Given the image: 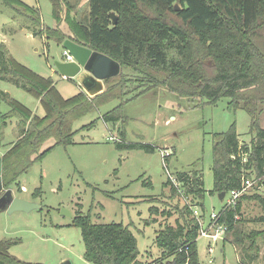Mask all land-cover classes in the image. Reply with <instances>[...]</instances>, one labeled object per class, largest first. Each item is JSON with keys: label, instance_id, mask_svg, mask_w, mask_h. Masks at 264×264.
Listing matches in <instances>:
<instances>
[{"label": "trees", "instance_id": "obj_1", "mask_svg": "<svg viewBox=\"0 0 264 264\" xmlns=\"http://www.w3.org/2000/svg\"><path fill=\"white\" fill-rule=\"evenodd\" d=\"M23 17V26L34 36L62 44L65 39L110 57L120 65L118 75L103 82L110 86L92 97L78 92L63 98L50 78H44L12 59L0 44V81L8 82L39 98L44 115L35 116L28 108L0 91V102L10 107L0 115L6 127L12 117L19 118L22 133L2 156L1 181L4 188L16 182L33 160L40 159L53 146L72 143L73 124L111 100L123 103L125 96L142 86L164 87L179 96L196 97L215 104L227 98L233 109H243L250 116L249 143H241L234 125L213 135V187L210 195L239 189L244 179L264 176V0H88V20L81 23L65 12L60 16L58 2L53 1L52 15L57 26L44 28L38 9L19 0H0ZM175 4L178 10H175ZM68 11V10H67ZM111 15L117 18L113 24ZM173 15L179 25L169 22ZM66 23L67 30L59 28ZM128 69L138 85L130 87L123 74ZM130 75V74H129ZM157 75V76H156ZM160 75V78L158 77ZM116 80V82H114ZM129 90V91H126ZM121 106L102 115L104 122L122 118ZM91 122L86 127L93 126ZM120 134L123 136L121 130ZM123 138V137H122ZM54 144L40 151L50 140ZM118 149H142L153 152L148 144L117 142ZM40 153V154H38ZM37 156L32 160V156ZM168 159V158H167ZM165 159V161H167ZM191 205L203 212L206 190L199 171L174 174ZM171 197L177 190L169 180ZM234 208L219 211L218 223L232 233L229 241L238 249L239 262L252 263L258 256L257 238L264 230L237 231L241 201ZM264 210V198L254 194ZM175 226L161 225L155 232L159 249L156 264H200L197 251L198 224L187 205L175 208ZM150 213H157L150 208ZM165 214V213H164ZM168 214V212L166 213ZM264 223V215L256 220ZM71 224L81 231L84 259L92 264H139L137 242L130 229L121 223L96 224L90 216L78 213ZM228 241L224 239L223 242ZM12 242H0V264H29L8 255Z\"/></svg>", "mask_w": 264, "mask_h": 264}, {"label": "rangeland", "instance_id": "obj_2", "mask_svg": "<svg viewBox=\"0 0 264 264\" xmlns=\"http://www.w3.org/2000/svg\"><path fill=\"white\" fill-rule=\"evenodd\" d=\"M19 1L39 10L44 28L57 26L52 15V0ZM56 1L61 19L67 12L81 23L87 22L88 0ZM22 20V16L0 1V44L8 55L32 72L50 78L63 98L72 97L85 88L81 75L65 79L57 72L55 62L66 60L62 44L34 36L23 26ZM169 22L179 25L173 15H169ZM59 28L66 31V23H60ZM123 71L131 80V88L138 85L130 70ZM102 84L103 89L110 86V82ZM0 91L35 116L44 115L38 97L5 81H0ZM228 101L222 98L208 104L196 97L171 93L164 87L145 85L126 95L123 103L111 100L75 121L72 143L55 145L40 159L33 160L37 154L33 155L32 164L19 174L14 184L9 188L2 185L0 199L10 191L14 197L40 206L28 212L12 213L0 206V242H12L8 255L29 264H92L84 259L80 229L71 224L72 218L80 213L88 214L96 224L127 226L137 242L139 263L156 264L160 254L154 242L155 232L161 225L175 226L178 216L174 208L184 203L179 195L171 197L169 187H164L166 170L173 175L193 170L201 173L206 193L203 212L197 211L204 223L224 205L217 194L208 193L213 187V135L226 132L234 125L241 143H249L253 137L249 131V114L243 109H233ZM118 106H121L122 118L117 122H104L102 115ZM9 110L7 103L0 102V115ZM19 121L12 117L5 128L0 125V156L21 135ZM91 122L93 126L86 127ZM260 125L264 127V117ZM121 141L148 144L154 151L118 149L116 143ZM53 144V139L46 141L40 151ZM161 151L169 154L167 167L163 165ZM249 179L253 185L246 193L247 198L241 201L236 226L237 231L244 234L264 230V223L256 221L264 215L262 205L251 198L254 194L264 198V176ZM152 207L157 213H150ZM63 210L72 218L63 215ZM233 238L232 233L225 235L228 241H218L208 254V239L198 237L200 264H242L238 249L229 242ZM257 247L256 260L246 261V264H264V236L257 238Z\"/></svg>", "mask_w": 264, "mask_h": 264}, {"label": "water", "instance_id": "obj_3", "mask_svg": "<svg viewBox=\"0 0 264 264\" xmlns=\"http://www.w3.org/2000/svg\"><path fill=\"white\" fill-rule=\"evenodd\" d=\"M175 10H178V6L175 4ZM113 24H116L117 18L111 15ZM64 50L72 57L71 61H57L55 62V68L57 72L65 79L75 78L79 75H87L83 80V85L88 83L92 84L95 81H104L119 74L120 65L112 60L110 57L94 52L91 49L81 46L70 39H65L62 43ZM2 156H0V192L2 190ZM219 200L222 201L225 197V193L222 192L217 195ZM0 201H4L9 213L14 211H30L40 206L29 202L24 199L14 197L10 191H6L1 197ZM63 215L72 218L66 210H63ZM67 264V263H64ZM164 264H171L169 261Z\"/></svg>", "mask_w": 264, "mask_h": 264}, {"label": "built area", "instance_id": "obj_4", "mask_svg": "<svg viewBox=\"0 0 264 264\" xmlns=\"http://www.w3.org/2000/svg\"><path fill=\"white\" fill-rule=\"evenodd\" d=\"M65 55V61H71L73 60L72 57L68 54V52L64 51ZM114 138V137H113ZM162 158H163V165L164 167L166 165L165 159L169 157V154L165 151L160 152ZM167 174V180H169L171 186H173L177 192L180 198L183 199L184 205H187L188 208L192 211V216L195 218L198 228H199V234L198 237H204L208 239L207 243V253L211 254L213 252V247L216 245L218 241H223L225 239V234L227 231V227L224 224L218 223L219 218V212L218 213H212L209 217V220L207 223H204V220L201 218L202 215H198L199 210L198 207L191 205L190 198L187 197L184 194V191L180 188V183L178 182L175 175L170 174L166 170ZM253 185L252 181L250 179H244L241 183V186L239 189L231 190L229 193L225 194L224 197V205L223 209L227 208H234L237 205V202L239 201L240 197L247 193L248 189Z\"/></svg>", "mask_w": 264, "mask_h": 264}, {"label": "crops", "instance_id": "obj_5", "mask_svg": "<svg viewBox=\"0 0 264 264\" xmlns=\"http://www.w3.org/2000/svg\"><path fill=\"white\" fill-rule=\"evenodd\" d=\"M87 75H81L80 79L81 81L83 82L84 78L86 77ZM103 81H95L94 83L92 84H87L86 86H84L85 88H82V89H79L78 92H82V93H86L87 95H89L90 97L96 95L97 93L101 92L102 89H103V84H102ZM77 92V93H78ZM76 93V94H77ZM32 112V111H31ZM20 137V134L17 138ZM0 206L4 207L5 209H7V206L5 204L4 201H0ZM139 262V261H138ZM140 264V263H139Z\"/></svg>", "mask_w": 264, "mask_h": 264}]
</instances>
